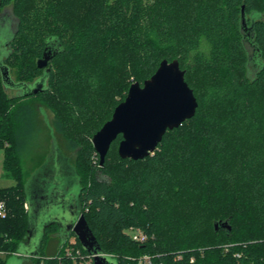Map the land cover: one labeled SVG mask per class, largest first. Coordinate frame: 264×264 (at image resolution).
Here are the masks:
<instances>
[{
  "label": "trees",
  "instance_id": "1",
  "mask_svg": "<svg viewBox=\"0 0 264 264\" xmlns=\"http://www.w3.org/2000/svg\"><path fill=\"white\" fill-rule=\"evenodd\" d=\"M243 5L248 23L255 18L253 48L241 28ZM6 8L18 22L4 64L17 82L46 74L47 88L9 96L0 68V148L16 181L0 189L10 207L0 248L16 250L25 238V184L48 152L31 173L24 164L47 130L51 139V126L81 177V212L119 264L146 253L165 264H264V0H0V16ZM48 41L59 51L40 68ZM164 59L186 71L195 115L143 159L122 158L119 135L101 164L93 135ZM84 169L95 177L84 179ZM225 219L231 233L215 230ZM56 227L23 264L58 263L64 242ZM131 227L148 240H133Z\"/></svg>",
  "mask_w": 264,
  "mask_h": 264
},
{
  "label": "water",
  "instance_id": "2",
  "mask_svg": "<svg viewBox=\"0 0 264 264\" xmlns=\"http://www.w3.org/2000/svg\"><path fill=\"white\" fill-rule=\"evenodd\" d=\"M6 8L0 16V68L5 88L17 90L16 95L38 93L47 88V75L35 82H17L10 69L4 64L9 55L8 46L14 37L18 20ZM255 18L248 23L245 6H242L241 28L250 42ZM247 42V43H248ZM248 46L252 47V42ZM59 51L55 42L48 41L38 67L46 68L49 61ZM250 63L256 67L261 62L259 55L251 50ZM48 70V69H47ZM186 71L178 59L161 61L158 69L143 84H131L126 98L115 108L112 117L93 135L92 142L104 164L112 143L122 135L118 152L122 158L143 159L152 154L168 130L179 127L192 118L199 102L185 78ZM45 121L50 126L44 110ZM50 148L43 163L28 177L25 184L28 209V227L25 238L19 243L15 253L6 264H16L11 257L23 264L27 259L40 255V247L45 230L57 225L54 234L65 242L73 232L83 248L93 255V264H119L116 257L105 252L91 229L86 215L81 212V177L77 168L60 147L53 127L50 126ZM216 231L225 229L231 233L232 225L228 219L214 222Z\"/></svg>",
  "mask_w": 264,
  "mask_h": 264
},
{
  "label": "built area",
  "instance_id": "3",
  "mask_svg": "<svg viewBox=\"0 0 264 264\" xmlns=\"http://www.w3.org/2000/svg\"><path fill=\"white\" fill-rule=\"evenodd\" d=\"M5 146L8 145L6 141ZM3 151V148H0ZM2 187H0L1 189ZM27 207V206H26ZM10 207L7 198L0 193V219L7 217ZM130 237L140 243L148 240L149 235L141 228L131 227L127 230ZM15 253V250L0 248V258H5ZM111 255V254H110ZM57 264H66V259L72 261V264H93V255L85 252L78 245V238L75 235L70 236L63 244V251L57 255ZM126 264H165L164 261L158 260L154 255L149 253L139 257H127Z\"/></svg>",
  "mask_w": 264,
  "mask_h": 264
},
{
  "label": "rangeland",
  "instance_id": "4",
  "mask_svg": "<svg viewBox=\"0 0 264 264\" xmlns=\"http://www.w3.org/2000/svg\"><path fill=\"white\" fill-rule=\"evenodd\" d=\"M8 15H10L11 13V9L7 10ZM12 14V13H11ZM15 71L16 69L13 68V76H15ZM8 95L12 96V95H16L17 94V90H12V89H8ZM33 104L38 107L39 100L34 101ZM179 139H182L184 137H186V133H180L178 135ZM41 145L39 146L37 152L35 153V156L28 159L26 161V163L24 164V168L26 171H29L30 173L33 170V167L38 164L40 157H42V155H45L49 148H50V136H49V131L47 130V132L44 133L42 140H41ZM84 179H91V177L94 176V174L89 173V171H87L86 169H84ZM87 177V178H86ZM95 177V176H94ZM100 178H104L103 174H99ZM15 179L7 172V170L4 167V154L3 151L0 150V187H9L15 184ZM25 207H26V203H25ZM218 219V218H217ZM56 232L59 230L58 226L56 227ZM11 261L16 262V264L19 263V259L17 257H11Z\"/></svg>",
  "mask_w": 264,
  "mask_h": 264
}]
</instances>
